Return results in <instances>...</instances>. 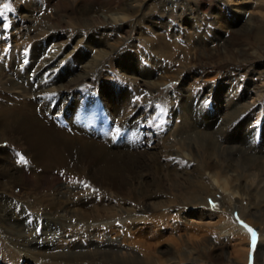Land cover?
Segmentation results:
<instances>
[{"label":"rangeland","instance_id":"374dc122","mask_svg":"<svg viewBox=\"0 0 264 264\" xmlns=\"http://www.w3.org/2000/svg\"><path fill=\"white\" fill-rule=\"evenodd\" d=\"M64 1L0 0V66H6L13 49L25 50L28 52L25 61L19 65L31 79L34 76L31 57L40 51L54 56L57 71L34 76L32 89L47 83L49 79L54 80L58 75L64 89L69 88L63 93L71 97L67 101L69 106L75 101L90 104L96 100L102 105L105 116H113L114 121H119L120 106L109 110L105 99L107 102L110 100L107 97L104 99V96L108 91H119L126 105L121 120L130 117L137 120L135 127L138 134L134 143L139 150L137 154L143 156L144 161L157 164L163 174L155 182L154 173H145L144 194H136L137 200H121L123 210L147 219H153L156 214L163 212L164 217L178 219L180 228L192 230L198 222L191 214L205 210L206 201L210 209L221 205L222 210H218V217L202 218L199 220L201 222L225 219L226 213L237 220L243 221L245 218L257 221L253 212L264 213V203L256 198L259 193L257 180L264 177L256 170V159L264 162V43L254 41V35L257 30L264 33L263 1L164 0L163 7L157 9L154 2L158 0H129L128 5L131 7H128L127 15L122 16L123 23H129L135 16L139 19L129 24L131 28L124 39L109 29L101 31L104 39L100 41L106 43L103 49L96 45L97 36L101 37L97 32L90 35L86 30L74 34V31L67 29L69 21L73 20L75 8L57 9V3ZM146 7H150V15L144 20L140 13ZM118 17L107 14L104 19L109 23ZM248 25H251L249 40L243 35ZM157 35L161 36L164 43H157V47L154 45L158 49L156 53L146 43V39H157ZM87 37L90 38L89 44L84 47L82 42L86 43ZM37 42L43 45L38 47ZM83 70L93 73L94 77L83 80L80 78ZM72 78L76 79L73 84L70 81ZM251 92L254 95L248 98ZM130 97L133 99L128 101ZM199 99L201 103L197 102ZM241 104H248L246 112L237 113L233 122L229 123L227 120L231 110ZM128 106L133 109L127 115ZM250 124L252 129H255L254 124L258 126L251 130L247 127ZM224 143L232 145V154L227 152ZM8 147L7 143H0V148ZM209 156L211 160H206ZM216 157H231L232 160L226 159L222 162L225 166L220 169L216 165L221 161ZM233 159L242 165L241 168H247L236 171L240 174L238 180L237 173L229 167ZM158 163H161L160 166ZM205 163L213 166L214 171L227 172L223 175L227 179L220 178L219 181L227 183L226 180L231 179L232 183L227 184L229 192L218 188L212 171L202 170ZM196 180L206 181V186L199 195L200 200L193 199L194 207H188L190 202L187 201L192 199L191 190H199ZM55 183L53 194L67 187L70 191L76 189V192H81L78 197L80 201L94 199L100 202L99 198L102 197L94 185L84 180L71 181L64 178ZM213 188L216 189L215 194ZM237 188L240 191H235ZM139 203L142 205L139 206ZM61 219L65 224L74 223V228H57L53 239L60 249L67 247L69 240L73 239L71 237L75 238L76 234L82 232L80 228L83 225L98 224V221L82 216L71 220ZM139 222L134 224L135 229L143 225V222ZM263 227L264 224L258 223L247 227L248 240L245 242L236 237L217 238L215 244L200 248L198 257L201 263L235 264L241 253L247 251L248 264H256L258 244L264 248ZM183 233L169 231L164 239H176L177 235L182 236ZM46 239L51 241L50 237ZM93 241L100 243L96 238ZM124 247L128 248L127 244ZM163 247L174 251L169 244H163L157 247V252ZM0 261L1 264H14L5 255ZM263 262L264 257L260 264Z\"/></svg>","mask_w":264,"mask_h":264},{"label":"bare ground","instance_id":"6f19581e","mask_svg":"<svg viewBox=\"0 0 264 264\" xmlns=\"http://www.w3.org/2000/svg\"><path fill=\"white\" fill-rule=\"evenodd\" d=\"M128 1L66 0L57 3V9L75 8L73 20L69 21L67 29L74 31V34L77 31L86 30L90 35L97 32L101 37L97 36L96 45L103 49L106 48V43L103 44L100 41L104 39L101 31L109 29L124 39L131 28L129 24H133L134 19H139L135 16L129 23H123V17L127 15L128 7H131ZM162 1L164 0L154 2L157 4L156 7L152 5L157 9L162 8ZM262 1L264 3V0ZM149 8L146 7L140 13L144 20L150 15ZM107 14L123 17L114 18V22L108 23L104 19ZM118 20L119 23L116 24ZM251 25L243 30L245 31L243 35L248 40L251 39L248 35ZM259 28L263 27L259 26ZM255 33L254 41L259 44L261 41L264 43V33L261 30ZM115 34L113 36H116ZM156 38L149 37L146 43H149L153 52L157 53L156 44L164 42L160 35ZM89 40L90 38L87 37V42H82L84 47L89 44ZM37 44L38 47L43 45H39L38 42ZM13 51L6 66L4 68L0 66V143L9 145L8 148H0V260L5 255L14 264H202L198 257L200 248L215 244L217 238L236 237L237 240L245 242L248 240L247 227L257 223L264 224V213L258 211L253 212L257 217L255 222L245 218L243 221L237 220L227 213L225 219L201 222L199 220L202 218L218 217V210H222L221 205L210 209L206 201L205 210L191 214L198 222L192 230L180 228L178 219L164 217L163 212L156 214L153 219L128 214L121 207V200H137L136 194H144L145 173H154L155 182L163 174L157 164L146 162L143 156L137 154L139 150L134 144L138 134L135 127L137 120L130 116V119L121 120L125 114L126 105L121 95L119 96V91H108L104 96V99L107 97L110 100L107 102L105 99L109 110L111 107L120 106L119 121H114L113 116H105L102 105H99L96 100L90 104L75 101L69 106L67 101L71 97L63 94L69 88L64 89L60 81L62 79L58 75L54 80L49 79L47 83L32 89L31 83H34V76L57 71L54 56L40 51L31 57V69L34 76L30 79L26 76L25 69L20 68L19 65L21 61H25L28 52L19 49H13ZM121 59L125 60L126 57ZM93 77V73L84 70L80 75L83 80H91ZM75 78L70 80L72 84ZM252 95L254 93L251 92L247 97ZM132 99L133 97H130L128 101ZM197 102L202 101L199 99ZM247 107L248 104L236 106L231 110L227 121L232 123L233 117L237 113H244ZM132 109L133 107H127L129 111L127 115ZM256 125L254 124L255 129ZM247 127L255 130L252 129L251 124ZM260 128L263 127L260 126ZM224 144L227 146H225L227 152L232 154L234 149L232 145ZM216 158L221 161L216 165L220 169H222L221 166H225L222 162L226 159L232 160L231 157ZM206 160H211L210 156ZM256 161V170L264 176V162H259L258 159ZM205 164L202 170L212 171L218 188L229 192L227 184L232 183L231 179L226 180L227 183L223 180L219 181L220 178L227 179L223 177L227 172L214 171L213 166ZM241 166L235 159L233 164H229L233 172L247 170ZM239 176L240 174L237 173V180ZM64 178L71 181L84 180L91 186L94 185L102 196L99 198L100 202H95L94 199L80 201L78 197L81 192H76V189L70 191L71 189L67 187L53 194L56 180ZM205 182H196L197 185H195L199 190H191L192 199L187 201L190 202L188 207L193 206V199L200 200L199 195L205 189ZM257 185L259 193L256 194V198L258 197V201L264 203V177L257 180ZM235 191L240 190L237 188ZM213 193H216L214 188ZM88 195L91 194L88 193ZM78 212H81V215H78ZM80 216L98 221V224L83 225L80 228L82 232L76 234L75 238L71 237L73 239L69 240L67 247L60 249L53 239L57 234V228L63 226L74 228V223L65 224L61 218L71 220ZM139 221L143 222V225L135 229L134 224ZM169 231L175 234L182 231L184 233L182 236L177 235L176 239L172 237L164 239ZM47 237L51 238L50 242L47 241ZM94 238L100 243L94 242ZM124 244H127L128 248H125ZM163 244H169L174 251L163 247L164 249L157 252V247ZM258 245L255 254L256 264H260L264 257V248ZM247 257V251L241 253L240 259L235 264H248Z\"/></svg>","mask_w":264,"mask_h":264}]
</instances>
